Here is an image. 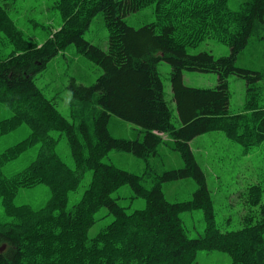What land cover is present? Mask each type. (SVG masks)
<instances>
[{"label":"trees","instance_id":"16d2710c","mask_svg":"<svg viewBox=\"0 0 264 264\" xmlns=\"http://www.w3.org/2000/svg\"><path fill=\"white\" fill-rule=\"evenodd\" d=\"M155 4L156 20L133 27L124 17ZM7 3H0V33L12 45L0 54V102L13 114L0 120V136L26 125L27 137L0 154V198L9 222L0 221V264H197L198 250L227 253L231 264H264V201L259 183L246 188L241 227H217L206 173L190 141L210 131L221 132L246 156L264 143V105H259L263 71L236 65L250 38L264 40V0H245L238 10L228 0H56L52 6L61 25L42 43L27 37L13 21ZM101 12L108 32V48L84 38L92 18ZM228 45L227 55L201 51L188 54L205 38ZM102 69L91 85L70 80V116L64 117L34 82L36 73L67 45ZM170 65V88L179 125L164 98L158 63ZM217 75L213 88L187 86L183 71ZM229 75L246 82L243 111L229 113ZM115 115L137 126L142 139L111 136L108 123ZM58 131L65 135L74 161L69 167L55 152ZM40 143L36 157L21 171L7 177L1 167ZM176 151L183 166L155 172L149 158L160 145ZM112 149L130 152L146 162L142 175L105 163ZM90 181L80 200L67 209L85 171ZM193 179L190 199L170 202L162 183ZM145 182H149V187ZM45 184L50 198L41 208L16 205L22 188ZM127 184L145 207L126 212L112 196ZM105 207L112 221L89 237L95 213ZM255 207V209H253ZM201 209L203 235L188 237L180 214ZM3 247V248H2ZM2 248V249H1Z\"/></svg>","mask_w":264,"mask_h":264},{"label":"rangeland","instance_id":"374dc122","mask_svg":"<svg viewBox=\"0 0 264 264\" xmlns=\"http://www.w3.org/2000/svg\"><path fill=\"white\" fill-rule=\"evenodd\" d=\"M56 0H0L7 3V10L17 27L31 40L42 43L49 33L58 29L62 23L55 8H52ZM245 0H228L231 10H238L240 3ZM155 4L147 5L136 12L124 17V21L133 27H140L156 20ZM84 38L99 46L103 50L108 48V32L104 24L103 15L97 13L91 20L88 29L84 32ZM12 51V45L8 39L0 33V54L5 57ZM201 51L211 53L214 57L227 55L229 47L214 37L205 38L194 47H187L188 54H196ZM236 65L254 71L264 69V40L250 38L247 46L238 54ZM158 72L163 83L164 98L172 111V121L178 126L172 93L170 88V65L165 61L158 63ZM102 69L95 62L77 52L73 44L67 45L46 67L34 76V82L50 99L59 112L70 122L74 123L70 116L71 92L68 88L70 80L83 85L93 84ZM183 82L187 86L199 88H213L217 83V75L211 72L193 70L183 71ZM229 90V113L236 114L243 111L246 97V82L236 75L227 78ZM261 96L259 105H264V80L260 82ZM13 114L12 110L0 102V120ZM108 130L111 136L125 139H142L140 129L115 115H111ZM30 129L21 125L17 129L0 136V154L8 147L27 137ZM51 135L57 138L55 152L71 168L74 161L71 150L63 133L52 131ZM191 149L206 173L207 185L213 198V208L217 227L221 231L235 230L241 227L240 217L248 205L244 202L246 188L254 183H259L264 189V143L255 147L252 152L244 156L241 148L229 141L221 132L210 131L196 136L190 141ZM40 143L27 149L17 158L4 164L1 169L5 176L10 177L24 169L37 155ZM105 163H111L116 167L142 175L146 170L144 159L130 152L112 149L102 158ZM149 164L155 172L165 169L179 168L183 166L178 153L167 145H160L158 155L149 158ZM91 178V171L87 170L81 177L78 188L68 195L67 209L77 203ZM149 187V182H145ZM196 185L191 178L162 183V190L170 202H181L191 198ZM112 196L117 203L125 207L126 212L145 207V200L134 197L131 188L124 184L120 186ZM243 197V198H242ZM50 198L47 185L37 184L30 188H22L15 196L16 205H30L33 208L43 207ZM262 200L264 201V191ZM255 209V207H253ZM188 237L203 235L205 222L203 211L194 209L180 214ZM96 222L88 229L89 237L95 236L99 230L109 224L113 217L105 207L99 208L95 213ZM11 219L5 215L0 198V221L9 222ZM197 264H231L230 256L218 250H198L196 254Z\"/></svg>","mask_w":264,"mask_h":264},{"label":"water","instance_id":"95a60500","mask_svg":"<svg viewBox=\"0 0 264 264\" xmlns=\"http://www.w3.org/2000/svg\"><path fill=\"white\" fill-rule=\"evenodd\" d=\"M2 248H3V247H2ZM2 248H1V249H2Z\"/></svg>","mask_w":264,"mask_h":264}]
</instances>
